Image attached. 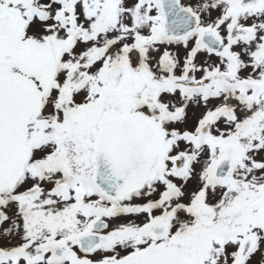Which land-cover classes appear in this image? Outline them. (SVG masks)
I'll return each instance as SVG.
<instances>
[{"label":"snow or ice","instance_id":"6c2138e0","mask_svg":"<svg viewBox=\"0 0 264 264\" xmlns=\"http://www.w3.org/2000/svg\"><path fill=\"white\" fill-rule=\"evenodd\" d=\"M0 264H264V0H0Z\"/></svg>","mask_w":264,"mask_h":264}]
</instances>
